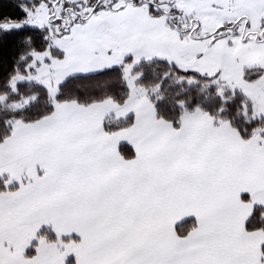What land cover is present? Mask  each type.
I'll return each mask as SVG.
<instances>
[{"label": "snow or ice", "instance_id": "snow-or-ice-1", "mask_svg": "<svg viewBox=\"0 0 264 264\" xmlns=\"http://www.w3.org/2000/svg\"><path fill=\"white\" fill-rule=\"evenodd\" d=\"M0 264H264V0H0Z\"/></svg>", "mask_w": 264, "mask_h": 264}]
</instances>
